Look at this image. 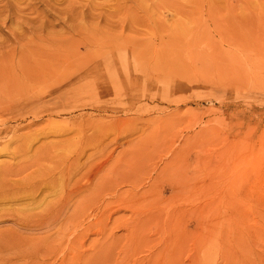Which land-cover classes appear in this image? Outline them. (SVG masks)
<instances>
[{
  "label": "rangeland",
  "instance_id": "obj_1",
  "mask_svg": "<svg viewBox=\"0 0 264 264\" xmlns=\"http://www.w3.org/2000/svg\"><path fill=\"white\" fill-rule=\"evenodd\" d=\"M1 78L0 264H220L264 221V0H0Z\"/></svg>",
  "mask_w": 264,
  "mask_h": 264
},
{
  "label": "bare ground",
  "instance_id": "obj_2",
  "mask_svg": "<svg viewBox=\"0 0 264 264\" xmlns=\"http://www.w3.org/2000/svg\"><path fill=\"white\" fill-rule=\"evenodd\" d=\"M4 82V79H0V84ZM1 87V86H0ZM1 90V89H0ZM4 91V90H3ZM1 90V92H3ZM0 92V93H1ZM4 93V92H3ZM253 147V146H252ZM255 148V147H254ZM241 150V149H240ZM243 150H241L242 153ZM252 151V150H251ZM257 151V150H256ZM238 152V151H237ZM245 152V151H244ZM239 153V152H238ZM250 153V152H249ZM240 154V153H239ZM242 155V154H241ZM244 155V154H243ZM242 155V156H243ZM258 155V154H257ZM252 155L249 157L251 158ZM253 157V156H252ZM256 157V156H255ZM250 158H247L248 160ZM239 159V158H238ZM237 159V160H238ZM245 157L243 158V160ZM254 159V158H252ZM258 159V158H257ZM256 159V161H257ZM246 160V159H245ZM244 160V162H245ZM247 160V161H248ZM255 160V159H254ZM242 161V160H241ZM251 161V160H250ZM249 161V163H251ZM240 162V161H239ZM243 162V161H242ZM258 162V161H257ZM263 162V161H261ZM241 163V162H240ZM238 164V163H237ZM242 164V163H241ZM246 164V163H245ZM252 164V163H251ZM248 165V164H247ZM256 165V164H255ZM233 166V165H232ZM238 166V165H237ZM257 166V165H256ZM261 166V165H259ZM13 167V166H12ZM24 167V166H23ZM244 167V166H243ZM248 168V166H247ZM1 169V167H0ZM20 169V168H19ZM243 169V168H242ZM246 169V167H245ZM27 170V169H26ZM6 171L7 168H6ZM241 171V170H240ZM246 171V170H245ZM235 172H237L235 170ZM242 172V171H241ZM244 173V172H243ZM10 176H14L16 174H21V171L19 170H12L8 173ZM234 174V172H233ZM9 176V177H10ZM4 177V176H3ZM238 177V176H237ZM16 178V177H15ZM234 179V178H233ZM4 181V180H3ZM25 182V180H23ZM20 182H13V185L17 186L19 185ZM237 182H235L236 184ZM47 184V183H46ZM235 184L233 185L234 188H236ZM49 185V184H48ZM14 186V187H15ZM1 187V185H0ZM46 187V186H45ZM11 186L6 185V189H10ZM35 188V187H34ZM49 188V187H48ZM52 188V187H51ZM50 188V189H51ZM43 189V188H42ZM256 189V188H255ZM0 191H4V187H1ZM237 192V191H236ZM3 195V194H2ZM6 195V194H5ZM3 195V197L5 196ZM14 195V193H13ZM6 197V196H5ZM12 197V196H11ZM16 197V195H15ZM9 199V198H8ZM7 199V200H8ZM16 199V198H15ZM18 200V199H17ZM3 201L2 196L0 197V202ZM14 201V198H13ZM238 205V204H236ZM47 206V205H46ZM240 207V206H239ZM3 209V208H2ZM239 210V209H238ZM260 210V209H259ZM6 212V210L4 211ZM242 212V211H241ZM235 213V212H234ZM49 214V213H48ZM50 215V214H49ZM259 215V214H258ZM234 221H235V226L231 230V239L229 240V243H220L218 244L219 247V252H221L220 258L221 259L220 264H251L254 261V264L264 262V221L260 218L261 224L258 222H255L253 224L255 230L253 231L248 227V225H251L252 223V215L248 216H243L242 213H235L234 214ZM261 217V215H259ZM214 219V218H213ZM231 221V220H230ZM217 229V227H216ZM181 232V230H179ZM215 231V230H214ZM224 232V230H223ZM180 234V233H179ZM183 234V233H182ZM167 236V235H166ZM178 236V235H177ZM230 238V237H229ZM210 239V237H209ZM172 240V239H171ZM175 240V239H174ZM223 240V239H222ZM173 245V244H172ZM203 247V246H202ZM160 248V247H159ZM202 250V249H201ZM212 253V252H211ZM209 254V253H208ZM201 252H198L197 257L194 259L193 264H203L200 262L204 257V259L207 261L208 256L207 254H203V256L200 258ZM192 262V261H191Z\"/></svg>",
  "mask_w": 264,
  "mask_h": 264
}]
</instances>
